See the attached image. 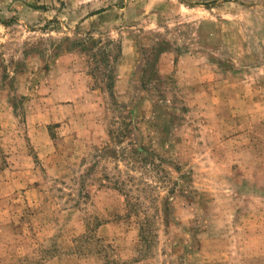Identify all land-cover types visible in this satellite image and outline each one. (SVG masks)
<instances>
[{
  "label": "rangeland",
  "instance_id": "1",
  "mask_svg": "<svg viewBox=\"0 0 264 264\" xmlns=\"http://www.w3.org/2000/svg\"><path fill=\"white\" fill-rule=\"evenodd\" d=\"M0 264H264V0H0Z\"/></svg>",
  "mask_w": 264,
  "mask_h": 264
},
{
  "label": "trees",
  "instance_id": "2",
  "mask_svg": "<svg viewBox=\"0 0 264 264\" xmlns=\"http://www.w3.org/2000/svg\"><path fill=\"white\" fill-rule=\"evenodd\" d=\"M81 45H82L81 48H82L83 51L86 50L87 52H90V55H91L92 57H94V58L97 57L98 52H96V51H94V50H92V49H88V48H86V47H87V41H83V42H81ZM116 46H117L118 57H119V53L121 52V45L118 44V45H116ZM101 52H102L103 55L106 56V58L110 61L111 55H110L109 49H108V48H102V49H101ZM111 69H112V65L110 64V65H109V70H111ZM112 86H113V84L111 83L109 88L111 89Z\"/></svg>",
  "mask_w": 264,
  "mask_h": 264
}]
</instances>
